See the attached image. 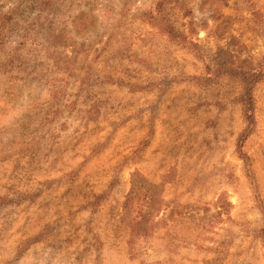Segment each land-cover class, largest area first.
I'll use <instances>...</instances> for the list:
<instances>
[{"label": "rangeland", "instance_id": "1", "mask_svg": "<svg viewBox=\"0 0 264 264\" xmlns=\"http://www.w3.org/2000/svg\"><path fill=\"white\" fill-rule=\"evenodd\" d=\"M261 61L264 0H0V264H264Z\"/></svg>", "mask_w": 264, "mask_h": 264}, {"label": "trees", "instance_id": "2", "mask_svg": "<svg viewBox=\"0 0 264 264\" xmlns=\"http://www.w3.org/2000/svg\"><path fill=\"white\" fill-rule=\"evenodd\" d=\"M162 30H163L162 33L164 34V36L168 37L171 41L177 43L178 45H181V44H184V46L187 45L185 43V40L182 34L177 32L172 26L165 24V26L162 27ZM263 68H264L263 61H261L260 65L256 68L257 70L260 71L258 73L259 78H254L253 76H251V78L248 79L247 75L245 76V74H243L245 78H247L249 81L246 83L248 86L244 92V96L240 98L239 103L243 106V109H244V119H245L246 125L237 136L236 148H235L236 156L238 160L242 162L244 176L246 180L248 181V183L250 184L252 194L261 212L263 211L262 200L259 197L258 186H257V182H256L255 175L253 172L251 159L243 151V145H244V142L248 139V137L254 131V117H253L254 114L252 112L251 94H252V91L255 89V87L258 84H260L264 79V69ZM255 72L256 71L254 70L252 73L250 72L249 74L253 75ZM230 73L234 74L235 70L234 69H226V70L216 69V70H213V72L210 74L211 75L210 77H204V80L199 82L200 84L196 81V78L192 76L191 77L188 76L187 80L189 82H194L199 85L206 86L218 80L221 76H226ZM260 237L262 238V243L264 245V231L260 232ZM219 258L220 256H218L216 260H221V258L220 259Z\"/></svg>", "mask_w": 264, "mask_h": 264}]
</instances>
